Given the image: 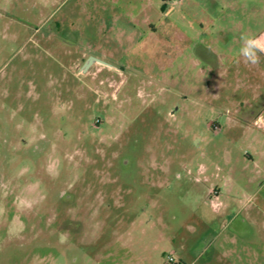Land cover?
<instances>
[{
	"label": "rangeland",
	"instance_id": "374dc122",
	"mask_svg": "<svg viewBox=\"0 0 264 264\" xmlns=\"http://www.w3.org/2000/svg\"><path fill=\"white\" fill-rule=\"evenodd\" d=\"M242 34L264 0H0V264H264Z\"/></svg>",
	"mask_w": 264,
	"mask_h": 264
},
{
	"label": "clouds",
	"instance_id": "9594fccd",
	"mask_svg": "<svg viewBox=\"0 0 264 264\" xmlns=\"http://www.w3.org/2000/svg\"><path fill=\"white\" fill-rule=\"evenodd\" d=\"M240 40L241 47L238 51L239 57H241L246 64H259L261 55H264V39L242 34Z\"/></svg>",
	"mask_w": 264,
	"mask_h": 264
},
{
	"label": "crops",
	"instance_id": "0c3cea01",
	"mask_svg": "<svg viewBox=\"0 0 264 264\" xmlns=\"http://www.w3.org/2000/svg\"><path fill=\"white\" fill-rule=\"evenodd\" d=\"M261 57L264 59V55H261ZM259 174L260 173H258V171L255 172L254 174L256 176L255 178H257ZM200 264H254V262L252 260H241V259L240 260H220V261L205 260V261H202Z\"/></svg>",
	"mask_w": 264,
	"mask_h": 264
},
{
	"label": "water",
	"instance_id": "95a60500",
	"mask_svg": "<svg viewBox=\"0 0 264 264\" xmlns=\"http://www.w3.org/2000/svg\"><path fill=\"white\" fill-rule=\"evenodd\" d=\"M93 64H99L102 66H109L107 63L103 62L102 60L95 58V57H89L81 66L79 72L81 74H85L87 70L93 65Z\"/></svg>",
	"mask_w": 264,
	"mask_h": 264
},
{
	"label": "built area",
	"instance_id": "2783aa9c",
	"mask_svg": "<svg viewBox=\"0 0 264 264\" xmlns=\"http://www.w3.org/2000/svg\"><path fill=\"white\" fill-rule=\"evenodd\" d=\"M171 260V259H170Z\"/></svg>",
	"mask_w": 264,
	"mask_h": 264
}]
</instances>
